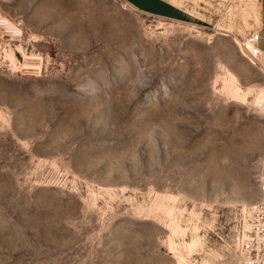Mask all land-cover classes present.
Here are the masks:
<instances>
[{
  "label": "rangeland",
  "instance_id": "1",
  "mask_svg": "<svg viewBox=\"0 0 264 264\" xmlns=\"http://www.w3.org/2000/svg\"><path fill=\"white\" fill-rule=\"evenodd\" d=\"M134 1L0 0V264L237 261L263 0Z\"/></svg>",
  "mask_w": 264,
  "mask_h": 264
},
{
  "label": "built area",
  "instance_id": "2",
  "mask_svg": "<svg viewBox=\"0 0 264 264\" xmlns=\"http://www.w3.org/2000/svg\"><path fill=\"white\" fill-rule=\"evenodd\" d=\"M259 42L260 36L255 32L239 45L243 56L251 62L262 55ZM242 213L244 221L238 235L239 256L235 264H264V181L259 200Z\"/></svg>",
  "mask_w": 264,
  "mask_h": 264
},
{
  "label": "crops",
  "instance_id": "3",
  "mask_svg": "<svg viewBox=\"0 0 264 264\" xmlns=\"http://www.w3.org/2000/svg\"><path fill=\"white\" fill-rule=\"evenodd\" d=\"M134 3H136L140 8H143V9H147L148 10V6L146 2H142V1H134L132 0ZM146 3V4H145ZM149 5V4H148ZM154 5V4H153ZM263 14H264V0H263ZM259 47H260V50H262L263 54H264V29H263V32H262V35H261V41L259 43Z\"/></svg>",
  "mask_w": 264,
  "mask_h": 264
},
{
  "label": "bare ground",
  "instance_id": "4",
  "mask_svg": "<svg viewBox=\"0 0 264 264\" xmlns=\"http://www.w3.org/2000/svg\"><path fill=\"white\" fill-rule=\"evenodd\" d=\"M3 22H5L6 25H7L9 28H11V24H10L8 21L4 20Z\"/></svg>",
  "mask_w": 264,
  "mask_h": 264
}]
</instances>
